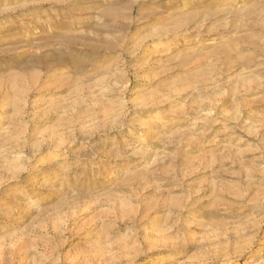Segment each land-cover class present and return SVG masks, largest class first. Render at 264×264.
<instances>
[{
	"label": "rangeland",
	"instance_id": "374dc122",
	"mask_svg": "<svg viewBox=\"0 0 264 264\" xmlns=\"http://www.w3.org/2000/svg\"><path fill=\"white\" fill-rule=\"evenodd\" d=\"M0 264H264V0H0Z\"/></svg>",
	"mask_w": 264,
	"mask_h": 264
},
{
	"label": "bare ground",
	"instance_id": "6f19581e",
	"mask_svg": "<svg viewBox=\"0 0 264 264\" xmlns=\"http://www.w3.org/2000/svg\"><path fill=\"white\" fill-rule=\"evenodd\" d=\"M20 257H19V259L17 260L18 262H23V258L24 257H22V254L20 253V255H19Z\"/></svg>",
	"mask_w": 264,
	"mask_h": 264
}]
</instances>
